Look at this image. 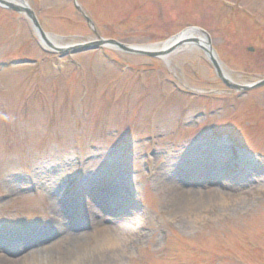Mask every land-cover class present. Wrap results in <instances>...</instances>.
<instances>
[{"label":"rangeland","instance_id":"rangeland-1","mask_svg":"<svg viewBox=\"0 0 264 264\" xmlns=\"http://www.w3.org/2000/svg\"><path fill=\"white\" fill-rule=\"evenodd\" d=\"M25 1L64 49L0 7V264H264V85L229 87L196 44L67 47L198 26L247 85L264 79L262 19L210 0ZM91 229L114 244L67 236Z\"/></svg>","mask_w":264,"mask_h":264},{"label":"water","instance_id":"water-1","mask_svg":"<svg viewBox=\"0 0 264 264\" xmlns=\"http://www.w3.org/2000/svg\"><path fill=\"white\" fill-rule=\"evenodd\" d=\"M0 6L3 8H7L13 11H16L20 14H24L31 22L36 34L40 38L41 42L49 46L50 48L59 51L63 50L64 48L58 45L53 44L50 40L47 38V34L44 32L35 12L33 9L28 5V3L25 0H22V3H17L13 0H0ZM86 20L93 25V21L86 17ZM196 30L193 27H189L181 31L179 34L169 38L165 42L161 43V47H157V45H151V46H138V45H128L121 42H118L114 39H104L99 38L97 40H90L85 41L82 43L73 44L70 46H67L68 48H71L75 51L82 52L87 51L91 49H96L101 46H114L118 47L126 52L130 53H136V54H145L153 57H161L166 56L169 53L175 51L179 46L185 45V44H196L199 47H201L208 55L210 61L212 62V65L217 72L218 76L227 84L229 87L236 88V89H242V90H248L252 87H257L264 85V79L260 80L258 82H254L247 85H238L230 81L224 74V71L222 69V66L217 58V54L212 47L210 36L208 34H205L206 39H200V37L197 36H188L184 37V34L187 32ZM200 31L204 32L200 29ZM168 45V46H166ZM156 47V48H153ZM67 48V49H68Z\"/></svg>","mask_w":264,"mask_h":264},{"label":"flooded vegetation","instance_id":"flooded-vegetation-1","mask_svg":"<svg viewBox=\"0 0 264 264\" xmlns=\"http://www.w3.org/2000/svg\"><path fill=\"white\" fill-rule=\"evenodd\" d=\"M248 1V2H247ZM211 3L218 4L220 6V3L222 6L227 7L230 11V14H238L243 13L247 15L248 17H252V15H255L254 17H258L261 20L260 22V29L264 31V0H210ZM246 3V4H245ZM221 7V6H220ZM196 30H193L194 32H197L199 34H202L205 36V34L209 33L198 26H192ZM203 30L204 32L200 31ZM260 39L263 44L264 48V35L262 33H259ZM198 37V36H197ZM250 51H254L253 47H249Z\"/></svg>","mask_w":264,"mask_h":264},{"label":"bare ground","instance_id":"bare-ground-1","mask_svg":"<svg viewBox=\"0 0 264 264\" xmlns=\"http://www.w3.org/2000/svg\"><path fill=\"white\" fill-rule=\"evenodd\" d=\"M13 1H15V2H17V3H22V0H13ZM203 36L202 34H199V33H197V32H194V31H190V32H187L186 34H184V37H188V36ZM204 37V36H203ZM47 38H48V40H50L51 42H53V44L55 43L54 42V40H53V38L51 37V36H49V35H47ZM166 46H168V45H166ZM153 48H156V47H153ZM224 74H225V76L226 77H229L228 76V74L224 71ZM85 192H87V190L86 191H84V193ZM176 200L177 199H179L178 198V196H176V198H175ZM88 228V227H87ZM89 228H91L90 226H89ZM67 236L70 238H72V237H81V240L83 239H90V238H98L99 237V239L100 240H102L103 242H104V244L106 245V246H108V247H110V246H112L113 244H114V240L113 239H111V237H109L108 235H107V232L105 231V230H102V229H99V231H98V233L97 232H95V230L94 229H91V231H89V233H83V232H81V234H79L78 232L77 233H71L70 231L67 233ZM60 243H62L61 241H60ZM64 243V242H63ZM64 245H66V243H64Z\"/></svg>","mask_w":264,"mask_h":264}]
</instances>
